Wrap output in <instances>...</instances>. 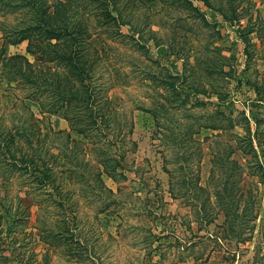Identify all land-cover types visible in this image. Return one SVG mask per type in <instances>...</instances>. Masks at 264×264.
Returning a JSON list of instances; mask_svg holds the SVG:
<instances>
[{"label": "rangeland", "instance_id": "rangeland-1", "mask_svg": "<svg viewBox=\"0 0 264 264\" xmlns=\"http://www.w3.org/2000/svg\"><path fill=\"white\" fill-rule=\"evenodd\" d=\"M169 1L117 0L124 22L160 39L146 50L115 42V27L96 24L95 2L64 1L85 7L92 42L116 48L92 73L106 120L89 133L75 131L89 122L85 113L71 118L48 95L42 109L27 98L30 85L0 79L1 130L22 124L33 156L51 167L48 188L0 174V264H264V0H192L216 26ZM1 46L6 57L36 62L26 41L0 32ZM182 59L192 75L179 88L204 86L208 105L182 95L160 106L169 80L145 75H179Z\"/></svg>", "mask_w": 264, "mask_h": 264}, {"label": "trees", "instance_id": "trees-1", "mask_svg": "<svg viewBox=\"0 0 264 264\" xmlns=\"http://www.w3.org/2000/svg\"><path fill=\"white\" fill-rule=\"evenodd\" d=\"M65 0H0V16H14L16 23H9L8 21H0V32L4 39H12L14 42H27V53L36 57V64L30 59L21 54H16L6 57L3 53L2 46L0 47V79L8 77L7 83L20 81L16 83L24 86L28 84L32 88V93L28 99H36L40 106L44 109V102L42 98L46 95L52 97L56 101H62L60 109L65 106H70V112H75L71 118L80 119L81 114L85 113V117L89 122L85 128L75 129L77 133L85 134L84 132L92 131L95 127L105 124L104 113L99 110L96 99L100 93V88L96 85L92 78V73L97 68L100 61L107 59L112 49L116 51L114 46H110L105 40L91 41L88 34L87 24L90 20L79 16L80 10L85 8L83 5L72 6L64 2ZM95 2L99 10L97 14L96 24L101 27H115V32L110 37L116 41L122 40L120 43L128 45L132 43L136 48L148 49L146 41L159 44L160 39L155 37H147L144 39V32L131 27L130 22H124L121 7L118 6L117 0H89ZM146 1V0H139ZM150 4H156L159 0H149ZM167 0H162L165 4ZM176 1V0H175ZM184 3V10L192 11L199 16L205 25L216 26V23L210 22L202 9L194 5L192 0H177ZM170 2V1H169ZM174 1L170 3L173 5ZM92 12V7H89ZM93 13V12H92ZM122 13V14H121ZM149 17L146 14V18ZM123 26H128L130 32L123 34L120 29ZM123 34V35H122ZM124 39H129L126 42ZM217 39V38H216ZM99 43V47L95 44ZM207 45H212L207 42ZM171 47V46H170ZM168 46V49L170 48ZM207 52L215 54L210 51L207 46ZM148 51V50H147ZM124 53V52H123ZM175 53V52H174ZM125 55V53H124ZM184 62V70L179 75H169L160 71H149L145 76H149L151 80L162 82L160 77H165L169 81L164 83V90L170 96L168 102L160 103L161 107L168 109L169 104L175 102L176 97L184 95L186 98L194 96L196 104L199 106H206L210 102L203 100L202 97L209 99L212 94L207 91L204 86H195L187 84V88L183 91L177 84L179 81H187L188 77L192 75L186 68V61ZM50 64H54L52 69ZM102 64V63H101ZM112 65V63H109ZM113 66V65H112ZM106 67V66H105ZM114 67V66H113ZM107 68V67H106ZM211 73V72H210ZM158 80V81H157ZM159 86V85H158ZM181 90L184 92H181ZM51 91V93H49ZM202 96V97H201ZM219 96V95H218ZM184 101V100H181ZM183 104V102H181ZM142 109L143 106H139ZM59 108H52V111L60 110ZM51 111V110H50ZM69 111V110H68ZM218 111V110H217ZM216 111V112H217ZM98 112V113H97ZM219 113V111H218ZM70 118V119H71ZM31 124V123H29ZM99 125V126H94ZM14 130H1L0 124V174L5 176V179L10 180L14 177L25 178L29 177L31 180H39L41 187L48 188L51 176V167L40 156L34 155L36 150L32 141V132H26L24 135L20 133L22 124L13 125ZM31 126V125H29ZM19 136L25 138L24 145L28 146L25 150L24 145L18 147ZM76 149V147H73ZM65 159L66 155L63 152L59 153ZM40 160V163H38ZM74 165H78L75 163ZM72 166V165H69ZM80 167V166H79ZM69 168V167H68ZM70 169V168H69ZM71 171V169H70ZM69 171V172H70ZM81 170H79L80 172ZM72 174H69L71 177ZM27 186L33 184L26 182ZM59 191H57L58 193ZM30 191L27 192L29 194ZM4 206L5 215H14L10 207Z\"/></svg>", "mask_w": 264, "mask_h": 264}]
</instances>
